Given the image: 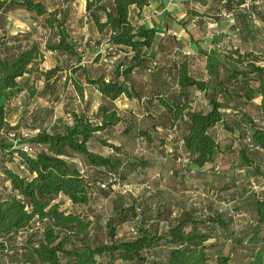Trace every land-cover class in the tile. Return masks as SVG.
<instances>
[{
    "label": "trees",
    "instance_id": "16d2710c",
    "mask_svg": "<svg viewBox=\"0 0 264 264\" xmlns=\"http://www.w3.org/2000/svg\"><path fill=\"white\" fill-rule=\"evenodd\" d=\"M79 1L85 2L86 15L97 32L107 37L108 58L124 56L109 76L86 75L87 85L111 103L124 98L140 99L138 82L132 75L149 68L156 33L137 24L136 19L141 18L149 0ZM246 1L239 0L238 6ZM135 9H138L136 14ZM17 10L27 13L34 21L45 18V26L55 34L53 45L34 42L15 55L0 56V151L18 155L25 170V175L3 170L12 194L0 197V240L31 234L20 264H208L209 252L219 247L216 264H264V193L246 199L237 181L239 177L234 176L235 167L242 169L253 163L250 151L256 152L255 161L264 154V46L260 44L252 50L238 46L226 50L221 59L208 57L212 66L209 80L195 74L191 63L184 60L172 66L168 73L170 81L160 84L152 81L155 86L148 102L162 108V119L170 127L180 128L190 170L198 171L197 182L207 189L211 201L202 216L193 217L185 212L168 224L164 223L166 215L158 209H144L134 202L124 209V215H119L118 223L107 222L110 242L99 245L89 241L94 221L82 212L63 210L56 202L64 197L75 207H88L94 198V184L71 159L80 156L92 169L106 170L110 176H116L124 164L132 173H146L155 163L138 159L120 146L99 140L98 136L127 121V137L147 138V141L150 138L137 128L136 119L128 120L103 105L94 118L73 113L62 132L44 129L17 145L8 144L3 134L12 114L9 102L26 90L34 95L35 87H25L20 79L39 72L35 64L43 62L44 50L76 57L79 63L83 59L58 10H49L40 0H0V14ZM240 13L243 18L252 15L249 10ZM260 14L258 18L262 20ZM245 26L241 33L248 32L247 22ZM1 45L0 39V49ZM59 71L53 68L40 72L49 84L58 79ZM165 88L169 94L164 92ZM78 93L83 96L80 86ZM196 93L203 95L206 106L196 103ZM218 133L222 134L221 138ZM223 137L230 142L225 148ZM96 140L118 156L126 157L125 162L94 151L92 144ZM26 147L29 151H25ZM226 150L235 154L239 163L233 161L226 172L212 175L210 170L216 168ZM260 160L259 163L264 162ZM249 170L264 183L260 165ZM218 198L232 203V214L216 208ZM235 216L247 218L246 227L238 232L230 230ZM128 218L136 221V237L118 242L117 226L125 224ZM161 245L169 248L168 254L149 262V254Z\"/></svg>",
    "mask_w": 264,
    "mask_h": 264
},
{
    "label": "rangeland",
    "instance_id": "374dc122",
    "mask_svg": "<svg viewBox=\"0 0 264 264\" xmlns=\"http://www.w3.org/2000/svg\"><path fill=\"white\" fill-rule=\"evenodd\" d=\"M40 1L48 2V4L50 3L49 9L59 11L60 17L66 22V27L71 33L73 42L76 44L83 59L82 62L79 63L76 57L44 50L45 58L43 62L41 64H35L39 72L20 80L21 84L25 87H30V85L35 87V92L38 96L34 101L29 99L26 94L20 98L15 97L12 99L16 107L22 108V110L20 109L21 114H15L16 118L14 119V123L17 122L19 117H21V120L19 124H16L14 127L8 124L3 134L4 140L8 144L14 145L15 143L17 145L32 137L30 135L32 129H45L50 132L60 131L64 129V123L71 119L73 113L79 115L85 114L94 118L103 105H107L110 109H116L118 114L126 117L128 120H130V118L137 120V128L145 131L151 142L148 141L147 144H145L144 142L147 138L127 137L125 134L128 127L127 121L120 124L114 130L101 133L98 139L106 140L113 145L120 146L130 155H134L138 159H145L150 164L155 163L153 168L151 167L148 169L146 173H132L128 169V165L124 164L122 168L119 169L117 175L113 173V175H116L118 181L112 183L109 182L111 176L108 171L94 170L83 158L74 156L71 161L94 184V198L88 207H75L64 197L56 199V202L61 205L62 209L74 213L82 212L85 216L90 217L94 221V227L89 237L91 243L94 242L99 245L109 243L110 239L108 237L107 222L112 220L114 224L118 223L117 220L119 215H124V209L131 207L134 202H137L138 207L142 206L144 209L150 207L154 210L158 209L159 212L161 211L162 214L166 215L164 222L166 224L173 220L168 216L176 212L178 208L183 207V209L189 210L196 209L195 213H199L201 208H207L211 201L209 197L210 194H208L206 189L201 191L194 187L195 182L198 180L196 179L195 181L197 174L193 170H190L189 163L185 164V167H183L184 159L187 158L184 151L179 150L176 151V153H163L158 151L159 142L165 141L164 138L166 136L164 137V134L158 132L156 135V131L153 129L156 120H161L163 117L164 112L162 108H160L157 103L149 104L148 102L146 111L147 114L149 112V115H143V117H141V114L138 112V107L135 106L137 108L136 113L137 115L139 114V117L134 118L135 115L132 116L130 115L131 113L127 111L129 109V107L126 106L128 102L123 99L115 103L105 101L97 91L87 85L86 75L96 77L104 73L109 76L113 68L121 63L124 56L121 55L115 59L108 58L110 56H108V52H106L107 37L100 35L93 25L85 20L83 4L78 0ZM250 11L255 15L256 19L250 17L249 21H259L258 15L261 12L259 13L257 12L259 11L258 9L256 11L252 8ZM7 19L9 20L7 21ZM234 27L235 26L232 24H227L226 31L231 35L230 37L234 36L236 38L234 40L235 45L241 46V43L239 44L237 41L239 40L238 35L241 33V28L237 26L234 29ZM251 27H253L251 30L253 36L264 46V25L259 22L258 24H251ZM0 34V37L5 39V42L2 43L5 44V46L0 49L1 57L17 54L20 50L25 49L32 41H37L43 45H53L55 43V34L45 26V18H39L37 21H34L23 11H12L11 15L0 16ZM173 46L176 47V44H173V42L170 44L167 43L165 46L167 48L166 54L161 55H158L154 49L152 53L153 60L151 64H149V68L141 70L140 72H135L132 75V79L138 82L137 93L140 94V97H148L152 94L153 89L149 87L152 81L157 80L159 84L163 81H170L168 73L175 64L172 61L182 62L185 60L186 57L182 56L180 52L172 54ZM207 52L205 53L207 54ZM205 53H203V55H206ZM178 54L179 57L176 58ZM216 56L215 59L222 58L220 55ZM201 57L202 59L196 60L195 57L191 55L186 59L191 63L193 69L194 67L204 69L207 66V60L203 56ZM94 59H98V62L95 63ZM53 68L60 69L57 74L58 79L48 84L40 71H47ZM84 71L87 72L85 73ZM206 75L209 74L207 73ZM79 86L83 90V96L78 93ZM165 91L167 92V88L164 89V92ZM17 98L19 99L17 100ZM194 98H197V104L206 106L203 95L196 93ZM133 100L136 101L135 103L139 101V99L135 98ZM29 125L33 126V128H30ZM177 131H180L179 127ZM10 135L14 136L11 137ZM218 135L219 138L222 137V134L220 136V133H218ZM159 137L164 138L159 139ZM176 137L177 136H173L171 139L173 146L177 143ZM224 142L226 143L227 140L225 141L223 137V148L230 143L227 142L224 144ZM93 143L92 149L94 151L99 152L105 157L118 158L125 162L126 157L118 156L107 146H101L98 140ZM148 145L153 146V149H150ZM249 153L253 158V163L242 169H240V167L237 169L236 167L234 168V176L239 177L237 181H240L242 185L241 190L244 191L246 199L252 194L258 193L262 196L264 193L263 180L261 178H254L253 170H249L251 167L254 168L260 165L264 171V162L259 163V161H261L260 159L264 160V154L258 156L260 159L255 161L256 157H254V153L256 152L250 151ZM176 154L179 156L174 157ZM224 154V158L216 164L219 170L217 171L216 168L210 170L212 175L226 172L229 164L233 161L234 163H239L235 154L227 152V150ZM5 168L25 175V170L22 168V163L18 155L0 151V197H8L10 195L9 186L6 184V177L3 173ZM174 169H176V171L183 170L179 178H176L177 180L174 174L170 173L174 171ZM103 183L106 184V188L101 187ZM202 194L206 196L204 197ZM215 205H217L216 208L227 211L228 215L232 214V205L227 206L226 204L220 205L218 203ZM196 217H198V215ZM228 217L229 216H227V219ZM245 219L247 220L246 217L235 216L234 224L231 226L230 230L238 232L241 227L245 228L247 225ZM134 231H136V221L128 218L125 224L117 226V236L115 240L120 242L133 239L136 237ZM30 237V233L28 235L23 233L18 235V237H11L5 241L0 240V264H20L22 262V254L25 252L26 242ZM219 248L209 252L210 260L208 264H216L215 255L218 253ZM3 250L6 252H3ZM168 252L169 248L164 245L157 247L153 254H149V262H154L157 259L159 260L165 257Z\"/></svg>",
    "mask_w": 264,
    "mask_h": 264
},
{
    "label": "crops",
    "instance_id": "0c3cea01",
    "mask_svg": "<svg viewBox=\"0 0 264 264\" xmlns=\"http://www.w3.org/2000/svg\"><path fill=\"white\" fill-rule=\"evenodd\" d=\"M238 1L239 0H149L148 6L145 7L141 11V18L136 19V23L139 25H144L149 29L155 30L156 45L154 49L156 50L158 55L166 54L167 48L165 46L167 45V43L170 44L173 42V44H176V47L175 46L172 47V51H173L172 54H176V52L177 53L180 52L182 56H185L187 58L192 55L195 57L196 60L202 59L201 56H203L207 60L206 68L201 69L199 67H194L195 69L194 70L192 67V69L194 70L195 74H197L199 77L207 80V79H210L211 76L209 72L212 71V68H211L212 66H210V63L208 64V57H213V56L217 57L216 55H220V57H223V54L225 53L226 50H229L231 48H236L238 46V45H235L234 43V40L236 38L234 36L230 37L231 35L226 31L227 24L229 25L232 24L233 26H235L234 29L237 26H239V28H241V31H242L244 28H246L245 23L247 22L248 24L247 28L249 29L248 32L240 33L238 35L239 40H237L239 44L241 43L242 49L252 50L254 47L258 49V46L260 45V42L257 41L255 36H253V33H251V30L253 29V27H251V24L253 23L258 24L260 22L262 25H264V21H263L264 12L261 9L262 6L256 5V3L254 2L252 3L249 9H245L243 7L244 4L241 6H238ZM41 2H43L46 5V7L49 9L50 3L48 4V2H45V1H41ZM79 2L82 3L84 6L85 20L90 22L85 12V2L83 1H79ZM251 8L254 10H257V9L262 10L263 12L261 15L262 20L259 19V21L256 20L253 22V21H249L250 20L249 18L251 17V15L249 18L242 17L243 15H241L240 12L244 13L246 10L250 11ZM17 11H21V10H17ZM137 12H138V9H135L134 13L136 14ZM11 13L12 12H9L6 14L5 13L0 14V16L11 15ZM8 20L9 19H7V21ZM90 24L93 25L91 22ZM0 39L2 40V43L5 42V39L1 37ZM34 42H37V41L30 42L26 48H29ZM3 46H5V44L1 45V49L3 48ZM205 52H207V54ZM203 53H205L206 55H203ZM178 57H179V54L176 58ZM186 58L185 60H187ZM172 62L175 63L176 61H172ZM221 70L222 68H220V71ZM207 73L209 75H206ZM27 76L29 75H26L25 77ZM205 76H208V77H205ZM31 86L32 85H30V87ZM154 86L155 85L153 84L149 85L150 88H153ZM165 93L169 94V91ZM24 94H26L27 97L29 99H32L33 101L38 96L36 92L32 96L30 95V92L26 90L25 92L17 95L16 97L20 98ZM19 98H17V100ZM104 100L107 101L106 99ZM123 100L128 102L126 106H128L129 109L127 111L131 113L130 115L132 116L135 115L134 118L139 117V114H141L140 115L141 117H143V115H146V116L149 115V112L147 114V111H146V106L148 105V97H140L137 103H135L136 101L133 99H132L133 101L127 98H124ZM257 103H259V100H257ZM135 106L138 107L139 109L138 115L136 113L137 108ZM9 107L11 109L12 114L9 116L8 124L14 127L16 124H19L21 120V117H19L17 122L14 123V119L16 118L15 114L17 115L21 114L20 109L22 110V108L16 107V105L13 104L12 99L9 102ZM114 110L116 111V109ZM29 126L30 128H33V126L31 125ZM154 126L155 127L153 130L156 131V135L158 132V133L164 134L163 135L164 137L166 136L165 138L159 137V139L164 138L165 141L159 142L160 145H159V150L157 149L158 151L163 152V153H168V152L176 153V151L183 150V144L181 142L182 133L181 131H177L178 130L177 126L170 127L168 121H164L163 119L156 120V123ZM39 131H41V129H32L31 130L32 133H30V135L33 136ZM62 131L63 129L58 132H62ZM173 136H177L176 137L177 143L174 144V146L171 143L172 142L171 139L173 138ZM148 141L146 140L144 143L147 144ZM149 147L150 149H153V146H149ZM178 156L179 155L176 154L174 157H178ZM183 163H184L183 167H185L184 165L189 163L188 159L187 158L184 159ZM181 171L183 172V170L176 171V169H174V171H171L170 173L174 174V177L176 179V178H179ZM193 171L196 172V174L198 173L197 170H193ZM196 179H199V178L196 177L195 181ZM6 184H8L9 190H10L9 182H6ZM194 187H196L198 190H201V191H203V189L204 190L206 189V188H202V186H200V184L197 181L195 182ZM202 196L205 197L206 195L202 194ZM216 203L220 205L226 204L227 206L232 205V203L227 202L225 198H218L216 200ZM176 210H177L176 212H173L170 215V218L177 219L185 212H190L193 215V217H196L197 215L198 217H200L206 213L205 208L203 209L201 208L199 213H195L196 209L189 210L185 208L183 209V207L178 208ZM161 230H162V227H161Z\"/></svg>",
    "mask_w": 264,
    "mask_h": 264
},
{
    "label": "built area",
    "instance_id": "2783aa9c",
    "mask_svg": "<svg viewBox=\"0 0 264 264\" xmlns=\"http://www.w3.org/2000/svg\"><path fill=\"white\" fill-rule=\"evenodd\" d=\"M254 2L256 3V5L262 6L261 9H262L263 12H264V0H247L243 7H244L245 9H249V8L251 7L252 3H254ZM251 18H255V19H256V17H255L254 14L251 15ZM10 136L13 137L14 135H10ZM14 145H16V144L14 143ZM25 151H29V149L26 147V148H25ZM216 170L218 171L219 168L216 167ZM117 181H118V180H117L116 176H111V178H110V180H109V182H112V183H116ZM101 187H102V188H106V184L103 183V184L101 185ZM134 232H135V234H136V231H134Z\"/></svg>",
    "mask_w": 264,
    "mask_h": 264
}]
</instances>
